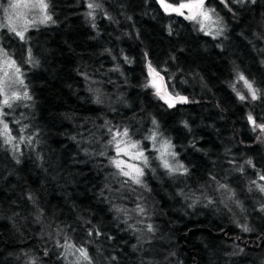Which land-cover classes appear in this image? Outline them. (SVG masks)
<instances>
[{"label":"trees","instance_id":"trees-1","mask_svg":"<svg viewBox=\"0 0 264 264\" xmlns=\"http://www.w3.org/2000/svg\"><path fill=\"white\" fill-rule=\"evenodd\" d=\"M46 2L52 20L24 41L1 32L24 86L5 89L21 96L10 108L0 96L14 137L0 135V264H87L66 242L91 264H264V130L247 119L264 124V0H206L217 36L158 0ZM149 66L188 102L168 108L146 87ZM124 128L148 158L140 185L110 163ZM149 132L171 142L187 174L163 167ZM231 180L251 210L222 201Z\"/></svg>","mask_w":264,"mask_h":264},{"label":"snow or ice","instance_id":"snow-or-ice-1","mask_svg":"<svg viewBox=\"0 0 264 264\" xmlns=\"http://www.w3.org/2000/svg\"><path fill=\"white\" fill-rule=\"evenodd\" d=\"M205 2L206 0H187V2H180L178 4H172V3H169L168 0H158V3L161 5V7L163 8L165 12H174L181 16H184L185 15L184 10L187 9L190 14L187 15L186 18L189 20L197 21L201 25V30H203L204 28V22L211 21L213 14L215 13L214 9L205 8ZM236 2H243V0H236ZM33 6L39 7L41 12L44 13L43 18L40 21L41 23H47L52 20V17L47 14L48 4L46 0H37L36 4H34ZM10 7L15 9L17 5L10 4ZM99 7L100 5L96 3L88 4L89 9H95ZM89 15L91 16L92 13L89 12ZM4 27H7V30L12 32L21 41H24L26 39L25 32L27 31V25H25V27L22 30L17 31L15 25L12 24L11 19H10L9 25H6ZM221 32H222V29L218 30L217 35H219ZM149 67H150V72L154 77L159 76V72L156 69H152L151 66ZM7 69H12L13 75L16 78L15 82L21 86H24V81L21 78L23 74L21 73L20 68L17 66L16 61L11 58L8 51L4 47L0 46V71H3L4 78H7L9 76ZM160 79L163 80V77H161ZM239 79L244 82V86L249 91L250 98L252 100L258 99L259 90L254 88L253 83L250 82L247 78H245L242 74L239 76ZM147 86L156 88L157 90L156 94L160 95L161 86L156 83L155 79L152 80L150 85H146V87ZM0 96L4 97L2 100V105L7 106L9 108L11 107L12 100H19L21 98V96L15 92L12 93L10 97L6 94L5 89H4V79L3 78H0ZM237 96L241 101H244L248 98L247 96L241 95L240 93H237ZM23 97L26 99L31 98L30 96H28V93L26 91L23 93ZM160 98L165 99V102L168 103L169 107H174L175 103H187L188 102L187 97L177 95L175 99H173V97H171L168 93H165L164 95H160ZM99 102H100L99 99H97V103ZM5 115L6 113H4L2 109H0V124H2V130H0V135H4L7 137V139L5 140V143H11L14 137H12L9 134V124L3 121V116ZM247 119L251 124L254 125L253 130H255V128H260L261 130H264V124H257L256 120L251 114L248 115ZM153 123H155V121H153ZM20 131H23V129H20ZM128 137H129V130L127 128L118 130L113 135L112 140L109 141V144L111 145L115 143V151L117 153V156H121V155L127 156L131 160L142 161L144 165H147L148 158L144 154L145 149L140 148L139 141L133 142L130 139H127V140L118 139V138H128ZM21 139H23V137H21ZM151 139L155 141L156 137L152 136ZM27 142L31 143V138H28ZM172 147L173 145L171 144V142L167 140L163 141V143L161 144L162 151H161L160 159L163 160V167L165 169H168L169 172L171 173H179L181 175L187 174L188 169L183 164L177 163L176 166L173 167L169 164L168 160L165 159L166 155H171L172 157L176 156L175 152L169 151ZM129 149H133L135 151L130 152ZM99 155L103 156V155H106V153L102 151L99 153ZM110 163L114 164L115 167L119 170V172L124 177H127L129 180H131L135 184L140 185L142 183L141 178L144 175V170L138 164L129 163L128 161L123 160V159H112L110 160ZM247 163L251 164L252 162L248 161ZM125 166L127 167V169H129L128 171H125ZM259 179L264 181V175H261ZM220 188L226 190L227 186L220 185ZM259 190L261 192H264V185H259ZM209 203H212V202L209 201ZM138 210L141 213L144 212L143 208H138ZM147 229L148 231L151 232L153 231V226L149 224L147 225ZM242 230L245 232L251 231V229L247 225L242 226ZM61 247L67 250L75 249V251L79 253V259L86 261L87 264H91V257L89 256L87 249H85L84 247L76 248L75 245L67 243V242L61 245Z\"/></svg>","mask_w":264,"mask_h":264},{"label":"rangeland","instance_id":"rangeland-1","mask_svg":"<svg viewBox=\"0 0 264 264\" xmlns=\"http://www.w3.org/2000/svg\"><path fill=\"white\" fill-rule=\"evenodd\" d=\"M37 0H0V43H1V32L3 30H7V27H4L6 25H9V20L11 19L12 24L15 25L17 31L22 30L25 25H27V29L34 28L32 26H37V25H41L44 23H41V19L43 18L44 13L41 12V10L39 9V7H34L33 5L36 4ZM181 2H187L186 1H181ZM180 3V2H178ZM176 3V4H178ZM10 4H16L17 7L15 9L10 7ZM173 4V3H172ZM161 6V5H160ZM205 8H211L212 6H208L205 3ZM163 9V8H162ZM48 12V11H47ZM170 14L176 15V16H181L177 13L174 12H168ZM185 15L181 16L185 19L187 15H189L190 13L188 12L187 9L184 10ZM189 20V19H187ZM192 21L194 23L197 24V26L199 28H201V25L197 22V21H193V20H189ZM218 21V22H216ZM221 29V21L217 18V16L215 15V13L213 14L212 20L211 21H205L204 22V28L203 31H205L206 33H210L212 35H217V31ZM8 31V30H7ZM10 32V31H8ZM0 46H2L0 44ZM9 55L11 56V54L9 53ZM11 58L13 59V57L11 56ZM14 60V59H13ZM18 66V64H17ZM9 76L7 78L3 77V71H0V78L4 79V89H8L11 91H15L16 89L19 90L20 86L18 83L15 82L16 78L13 75V70L12 69H7ZM147 73H148V85H150V83L152 82L153 79L156 80V83L158 85L161 86V93L160 95H162L164 92L171 94L172 96H177L176 94H173L168 87L166 86L164 79L161 80L160 78L162 77V75L159 73V76L154 77L151 72H150V68H147ZM22 78V77H21ZM244 88H246L244 86V83L242 85ZM151 87V86H150ZM154 91V93L156 94L157 90L156 88L151 87ZM157 95V94H156ZM160 95H157L158 97H160ZM152 136L156 137V140L153 141L151 139ZM118 139H125L127 140V138H118ZM147 139H148V143L146 148H153L152 151L153 153L158 157V159L161 156V144L163 143V138L162 137H158L155 134H152L151 132H149L147 134ZM162 139V140H160ZM132 141V140H131ZM135 142V141H133ZM141 149H145L140 147ZM130 152L135 151L133 149H129ZM170 152H173L172 148L169 150ZM146 152H144L145 154ZM172 156L171 155H166L165 159L168 160L169 164L171 166H173V161H172ZM116 159H123L128 161L129 163H134V164H138L141 167V162L142 161H134L131 160L129 157L127 156H117ZM161 160V159H159ZM163 162V160H161ZM129 169H127V167L125 166V171H128ZM234 182V180H231L230 183H223L221 185H226L229 186ZM220 188V185H219ZM221 191V196H222V201H227V204L229 203L231 205V209L232 210H251V209H247L244 207L243 201L242 199L246 196H242L241 191H237L234 189H229L227 191V189H222L220 188ZM230 209V208H229ZM214 210H220V206L216 204ZM73 255V253H72ZM72 259V258H71Z\"/></svg>","mask_w":264,"mask_h":264},{"label":"bare ground","instance_id":"bare-ground-1","mask_svg":"<svg viewBox=\"0 0 264 264\" xmlns=\"http://www.w3.org/2000/svg\"><path fill=\"white\" fill-rule=\"evenodd\" d=\"M215 36H217L216 34H215ZM165 104V103H164ZM168 108H171V107H169L167 104H165ZM92 110H94V112H96L97 113V111H95V109L94 108H92ZM119 110H120V112H122L123 110H122V108L120 107L119 108ZM129 112L127 111V114H128ZM125 117H127V116H125ZM124 118V117H123ZM244 158V161H243V163H245V164H248L247 162L248 161H251L252 163H254L255 164V162H254V160H252L251 159V156H246V157H243ZM245 166V165H244ZM74 245V244H73ZM77 248V247H76Z\"/></svg>","mask_w":264,"mask_h":264},{"label":"water","instance_id":"water-1","mask_svg":"<svg viewBox=\"0 0 264 264\" xmlns=\"http://www.w3.org/2000/svg\"><path fill=\"white\" fill-rule=\"evenodd\" d=\"M164 94H165V92H164L162 95H164ZM169 95H170L171 97H173V99H175V97H176V96H172L171 94H169ZM160 99H161V98H160ZM161 101H162L163 103H165V104L168 105V103L165 102V99H161ZM175 104H176V103H175Z\"/></svg>","mask_w":264,"mask_h":264}]
</instances>
